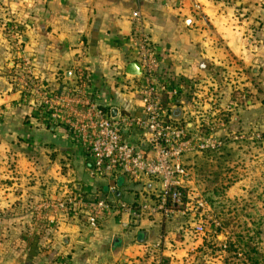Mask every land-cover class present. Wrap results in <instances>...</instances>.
<instances>
[{
	"label": "crops",
	"instance_id": "crops-1",
	"mask_svg": "<svg viewBox=\"0 0 264 264\" xmlns=\"http://www.w3.org/2000/svg\"><path fill=\"white\" fill-rule=\"evenodd\" d=\"M261 1L240 3L251 12L241 18L231 13L229 0H0V264H144L153 253L178 258L189 241H178L174 231L188 237L196 225L176 227L160 216L134 223L128 213L105 211L93 230L83 218L41 209L69 196L129 206L151 202L159 184L94 176L66 128L45 123L22 104L11 84L13 68L27 60L43 84L58 89L76 87L77 71L85 70L90 81L82 97L106 112L140 116L133 89L138 79L125 74L135 62L132 16L139 12L160 61L158 79L179 91L173 102L163 98L165 109L195 126L192 88L214 82L231 105V131L239 135L240 82L250 90L256 76L264 77ZM200 95L199 111H208V121L211 101ZM127 136L139 143L138 133ZM113 185L116 192L110 193Z\"/></svg>",
	"mask_w": 264,
	"mask_h": 264
},
{
	"label": "built area",
	"instance_id": "built-area-1",
	"mask_svg": "<svg viewBox=\"0 0 264 264\" xmlns=\"http://www.w3.org/2000/svg\"><path fill=\"white\" fill-rule=\"evenodd\" d=\"M132 18L134 31L131 43L135 62L142 69V76L136 78L138 81L133 88L142 104L140 116L121 114L112 119L111 111L106 112L86 96L82 97L88 91L90 81L85 70L77 71L76 87L63 89L43 84L32 73L27 60L10 73V77L15 78L16 86L20 87L22 104L44 118L45 123L51 126L63 125L73 142L81 146L94 176L115 183L127 180L131 183L159 184L155 198L141 204L129 206L125 202L111 204L103 199L86 200L79 196H69L40 206L41 209L83 218L93 230L99 228L105 211H114L115 215L128 213L134 223L143 217L154 216L170 221L177 216L178 211L190 213L192 209L184 205L183 195L185 184L189 181L186 159L194 154L219 151L227 144L226 139L218 138L215 134L221 130V134L226 135L223 114L230 112L220 109L221 106L217 107L216 101L221 98L220 95L210 96L214 107L208 121H204L207 112L199 111L202 96L192 95L193 105L198 112L196 118L199 117L195 120V126L179 122L173 112L165 109L163 98L166 96L173 102L179 96V91L173 88L172 81L161 82L158 79L160 61L155 47L145 32L139 12H135ZM12 31L16 34L18 27ZM213 128L216 129L214 134ZM131 133L139 134L138 144L128 140L127 134ZM228 138L235 142L239 136L232 133ZM109 191L115 193V185ZM196 206L203 210L206 203L198 202ZM204 225L203 222L196 223L193 233L200 237L204 235Z\"/></svg>",
	"mask_w": 264,
	"mask_h": 264
},
{
	"label": "rangeland",
	"instance_id": "rangeland-1",
	"mask_svg": "<svg viewBox=\"0 0 264 264\" xmlns=\"http://www.w3.org/2000/svg\"><path fill=\"white\" fill-rule=\"evenodd\" d=\"M242 2L246 3V0H229L228 4L231 13L244 18L251 12L242 8ZM258 9L261 12L258 10L257 13L263 12L262 1ZM10 79L15 87V78L12 76ZM255 79L250 90H247L245 82L239 85L240 115L243 117L239 135L234 134L239 136L235 142L228 138L233 133V125L229 123L231 105L222 99L219 86L214 82L211 86H193V94H206L209 101L211 95H220L216 103L221 106L220 109L230 110L223 114L226 135L213 128V134L216 132L218 138L226 139L227 144L219 151L194 154L186 159L189 181L183 190L184 205L192 211L183 216L177 215L170 221L176 227L203 222L206 231L200 237L190 230L186 237L182 231L175 230L178 241H189L186 244L188 248L183 245L185 254L177 258L176 255L163 257L153 253L147 256L148 262L144 264H239L241 258L238 254L250 252L249 256L255 257V249L264 258V77L258 75ZM226 89L228 94L232 92V88ZM248 101L251 106H248ZM208 104L214 107L213 101ZM249 121L255 125L253 130L252 125L247 123ZM208 132L211 135L210 129ZM198 202L206 203L203 210L196 206ZM231 244L235 252L227 251Z\"/></svg>",
	"mask_w": 264,
	"mask_h": 264
},
{
	"label": "trees",
	"instance_id": "trees-1",
	"mask_svg": "<svg viewBox=\"0 0 264 264\" xmlns=\"http://www.w3.org/2000/svg\"><path fill=\"white\" fill-rule=\"evenodd\" d=\"M234 245L231 244L230 247L227 248V251L229 250V252H235L234 249H233ZM243 252V251H242ZM255 253V257H250L249 255L251 254L250 252L249 253H240L238 254L241 258V260L238 262L239 264H250V262L252 264H263V257L259 254L258 250L255 249L254 251ZM252 258L253 260L251 261Z\"/></svg>",
	"mask_w": 264,
	"mask_h": 264
},
{
	"label": "water",
	"instance_id": "water-1",
	"mask_svg": "<svg viewBox=\"0 0 264 264\" xmlns=\"http://www.w3.org/2000/svg\"><path fill=\"white\" fill-rule=\"evenodd\" d=\"M125 74L128 77H131V78H134V79L140 78L142 76L141 66L137 62L131 63V64H129L127 66ZM117 114H118V111L116 109H113L111 111V118L115 119L117 117Z\"/></svg>",
	"mask_w": 264,
	"mask_h": 264
}]
</instances>
